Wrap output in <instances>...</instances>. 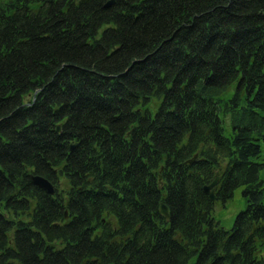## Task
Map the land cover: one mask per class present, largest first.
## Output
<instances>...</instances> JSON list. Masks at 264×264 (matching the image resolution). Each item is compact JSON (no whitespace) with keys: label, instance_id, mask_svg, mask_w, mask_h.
Returning a JSON list of instances; mask_svg holds the SVG:
<instances>
[{"label":"trees","instance_id":"16d2710c","mask_svg":"<svg viewBox=\"0 0 264 264\" xmlns=\"http://www.w3.org/2000/svg\"><path fill=\"white\" fill-rule=\"evenodd\" d=\"M109 1L0 0V264H264V0Z\"/></svg>","mask_w":264,"mask_h":264},{"label":"rangeland","instance_id":"374dc122","mask_svg":"<svg viewBox=\"0 0 264 264\" xmlns=\"http://www.w3.org/2000/svg\"><path fill=\"white\" fill-rule=\"evenodd\" d=\"M157 102V101H156ZM156 102H154L151 111L155 112ZM61 189L67 188L66 180H61ZM242 187L235 189L233 198L226 204L221 202L216 203L214 216L220 221L221 225L226 228H231L237 213L245 207V200L242 194ZM264 257V249L260 253Z\"/></svg>","mask_w":264,"mask_h":264},{"label":"water","instance_id":"95a60500","mask_svg":"<svg viewBox=\"0 0 264 264\" xmlns=\"http://www.w3.org/2000/svg\"><path fill=\"white\" fill-rule=\"evenodd\" d=\"M112 2H113V0H110L107 3V5H110ZM57 128H58V130H60V125H58ZM196 158H197V154L190 160V162L194 161ZM218 180H219V177L217 176L213 182H211L210 184H208L204 187L205 192L210 196V199L212 201L216 200V185L218 183ZM33 182L51 194H53L55 192L54 184L49 179H47L43 176H40V175L33 176ZM159 211H160V214L162 216L167 218V220L171 219L169 208L167 207V205L164 202H161Z\"/></svg>","mask_w":264,"mask_h":264}]
</instances>
